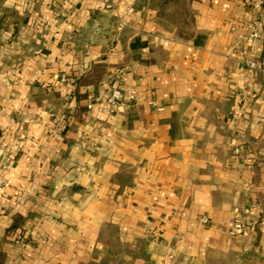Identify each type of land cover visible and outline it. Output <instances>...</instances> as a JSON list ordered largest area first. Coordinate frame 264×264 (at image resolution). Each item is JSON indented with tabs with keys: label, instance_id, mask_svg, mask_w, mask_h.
Wrapping results in <instances>:
<instances>
[{
	"label": "crops",
	"instance_id": "0c3cea01",
	"mask_svg": "<svg viewBox=\"0 0 264 264\" xmlns=\"http://www.w3.org/2000/svg\"><path fill=\"white\" fill-rule=\"evenodd\" d=\"M186 3L0 0V264H264V7Z\"/></svg>",
	"mask_w": 264,
	"mask_h": 264
},
{
	"label": "built area",
	"instance_id": "2783aa9c",
	"mask_svg": "<svg viewBox=\"0 0 264 264\" xmlns=\"http://www.w3.org/2000/svg\"><path fill=\"white\" fill-rule=\"evenodd\" d=\"M242 3L246 7L254 6V7H264V0H242ZM264 34V27L259 29L258 27H254L252 29L251 34L248 37V42H253L261 37V35ZM246 66L249 69L255 70L257 68V65L253 61H246ZM68 80L65 77H62L60 82L61 83H66ZM141 99H144L139 96V93L136 89L131 88V89H126L122 90L119 88H113L110 93L108 94L105 103L107 105L108 111L111 114H121L128 107H130L133 104H136L139 102ZM96 102H91L88 104L87 108L89 110L93 109L95 106ZM149 104L152 107H157V103L155 101H150ZM8 187V183L0 179V191H4ZM244 225L243 224H236L232 230V233L235 235H239L244 231Z\"/></svg>",
	"mask_w": 264,
	"mask_h": 264
},
{
	"label": "trees",
	"instance_id": "16d2710c",
	"mask_svg": "<svg viewBox=\"0 0 264 264\" xmlns=\"http://www.w3.org/2000/svg\"><path fill=\"white\" fill-rule=\"evenodd\" d=\"M148 2L149 7L158 10L160 19L169 26L176 28L180 35L188 36L191 33V22L189 18L191 11L187 5V1L192 0H140ZM3 12L12 11L4 9Z\"/></svg>",
	"mask_w": 264,
	"mask_h": 264
}]
</instances>
